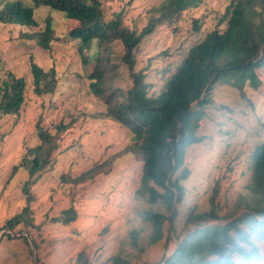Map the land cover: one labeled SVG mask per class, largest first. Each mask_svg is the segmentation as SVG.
<instances>
[{
  "label": "rangeland",
  "instance_id": "rangeland-1",
  "mask_svg": "<svg viewBox=\"0 0 264 264\" xmlns=\"http://www.w3.org/2000/svg\"><path fill=\"white\" fill-rule=\"evenodd\" d=\"M9 1L16 0H0V10ZM20 1L25 6L34 7L32 0ZM165 1L135 0L124 9L125 1H117L114 5H107V12L111 17L125 11L126 24L140 34L150 23L161 18V5ZM201 1L198 8L187 9L174 17L175 20H163L164 23L154 26L141 42L137 68L153 65L151 79L145 88L151 97L164 91L159 78L166 63L156 59L157 55L168 51L180 61L191 46L203 41L207 33L215 29L218 17L230 3V0ZM34 10L36 27L20 28L0 23V74L13 73L28 82L21 117L13 115L0 120V230L26 207L29 195L23 191L25 187L31 189L29 193L33 200L29 215L20 224L14 225L10 232H0V264H36V258L39 264H80V250L86 253L84 261L91 264H113L118 257L126 258L130 264H164L181 238L176 239L166 223L161 240L155 245L150 243L152 229L141 220L148 203L142 197L135 199L133 196L139 187L137 181L142 163L134 156H122L134 144L130 132L105 117L106 108L90 93L88 81L70 76L78 66L84 67L87 76L93 68L83 43L68 36V31L78 27L79 22L71 21L64 13L49 7H35ZM195 18L205 23L199 32L193 30ZM48 29L57 40L52 41L50 50L45 51L25 36L24 40L20 38L21 33L38 35ZM31 57L46 71L54 68L60 77L61 85L53 94L34 92ZM151 59L154 60L150 62ZM79 75L84 76L82 72ZM131 82L129 76L125 77L124 83L131 85ZM214 88L215 92L210 96L212 104L204 108L206 116L199 131V135L207 136L209 140L193 145L188 152L187 162L192 174L186 182L190 193L177 219L179 228L192 207L198 206V211L209 208L211 190L217 182L220 181L221 186L219 201L222 206L224 204L223 210L219 211L221 216L231 208L226 204L231 206L239 194L245 195L244 186L249 183L252 173H249L250 151L264 141V131L257 132L256 122L239 119V112H249L250 107L234 89L220 82ZM221 105L229 107L233 113L231 117L227 110H220ZM38 118L47 120L45 128L52 132L51 126L60 121L69 129L58 137L56 143L59 147L53 152L50 165L39 171V176L34 174L30 178L32 161L26 152L41 143ZM233 147L236 150L231 152ZM240 150L245 151V155L233 159ZM23 159L29 160L27 167H21L13 177L10 176L13 167L19 166ZM105 161L115 163L118 171L84 183L72 182L92 166ZM73 162L74 173L66 178V182L63 171ZM231 164L234 171L228 174L226 169ZM70 207L75 208L76 222L66 226L57 223V220H63V213ZM190 228L195 229L188 225L181 236ZM135 229H143L138 247L131 244ZM26 234L35 246L37 244L36 251L28 238H24Z\"/></svg>",
  "mask_w": 264,
  "mask_h": 264
},
{
  "label": "trees",
  "instance_id": "trees-1",
  "mask_svg": "<svg viewBox=\"0 0 264 264\" xmlns=\"http://www.w3.org/2000/svg\"><path fill=\"white\" fill-rule=\"evenodd\" d=\"M117 1H125L123 9L135 2L33 0V3L36 7H49L64 13L67 19L79 22L78 27L68 31V36L83 43L93 68L87 76L84 67L78 66L70 76L79 77V81L81 78L88 81L90 93L106 108L103 113L105 117L130 132L134 144L122 156H134L142 163L137 181L139 187L133 196L135 199L142 197L148 203L141 220L152 229L150 243L155 245L161 240L166 223L174 237L181 238L164 264H218L220 254L245 221L264 220V141L250 151L249 173H252L249 183L244 186L245 195L239 194L231 206L230 203L226 204L231 208L221 216L219 211L223 210L224 204L222 206L219 201V181L211 190L209 208L198 211V206L192 207L179 228L177 219L190 193L186 181L192 171L187 156L193 145L209 140L207 136L199 135V131L206 116L204 108L212 104L210 96L219 82L232 87L250 107L249 112H239V119L256 122L257 132L264 131V0H230L218 17L215 29L209 31L203 41L191 46L180 61L175 60L168 51L159 53L156 59L166 65L159 78L161 90L164 91L156 97H151L145 90L153 65L137 68L140 44L154 26L164 23L163 20H175L174 17L187 9L198 8L202 1L166 0L161 5V18L154 22L155 25L150 23L140 34L126 24L125 11L108 16L107 5H114ZM34 8L25 6L20 0L6 2L0 10V23L20 28L36 27L38 22ZM192 23L196 32L201 30L202 24L205 25L199 18L193 19ZM49 32L50 29L30 36L21 33L20 38L24 40L25 36L27 40H34L37 46L46 51L52 48V41L56 40L55 35ZM118 51L121 53L118 54ZM30 66L36 94H53L59 88L60 77L54 68L44 70L33 57L30 58ZM81 72L83 77L79 75ZM127 76L132 80L131 85L124 83ZM27 84L25 78L16 77L13 73L0 74V120L13 115L21 117ZM220 110H227L230 117L233 114L227 105H221ZM46 121H37L41 143L26 152L32 161L30 178L34 174L39 176V171L50 165L53 152L59 147L56 143L58 137L69 129L60 121L51 126L54 129L52 132L45 128L48 124ZM235 150L233 147L231 152ZM243 155L245 151L240 150L233 159H240ZM27 161L23 159L19 166L13 167L10 176L13 177L21 167H27ZM73 166L74 162L63 171L66 182V178L74 173ZM118 168L115 163L105 161L92 166L72 182L79 184L101 175L110 176ZM226 171L231 174L233 165H228ZM23 191L29 195L26 207L20 215L9 219L0 232L12 231L14 225L20 224L29 215L33 201L29 193L31 189L25 187ZM136 205L140 207L139 203ZM149 206L152 208L149 209ZM62 218L57 223L61 222L64 226L76 222L75 208L66 210ZM212 221L217 223L212 224ZM188 225H193L195 229L190 228L186 235L181 236ZM139 230L135 229L131 234L133 247L139 246L143 229ZM24 238L27 239L26 236ZM85 254L84 250H80L78 262L91 264L84 261ZM113 264L130 263L126 258L118 257Z\"/></svg>",
  "mask_w": 264,
  "mask_h": 264
},
{
  "label": "clouds",
  "instance_id": "clouds-1",
  "mask_svg": "<svg viewBox=\"0 0 264 264\" xmlns=\"http://www.w3.org/2000/svg\"><path fill=\"white\" fill-rule=\"evenodd\" d=\"M218 264H264V220L245 221L220 254Z\"/></svg>",
  "mask_w": 264,
  "mask_h": 264
},
{
  "label": "water",
  "instance_id": "water-1",
  "mask_svg": "<svg viewBox=\"0 0 264 264\" xmlns=\"http://www.w3.org/2000/svg\"><path fill=\"white\" fill-rule=\"evenodd\" d=\"M212 82H213V81H212ZM204 95H205V93L203 94V97H204ZM26 235H27V234H26ZM27 236H28V235H27ZM28 239H29V241H30V243H31L32 249H33L34 251H36V246H35L34 242L30 240L29 236H28ZM169 257H170V256H169ZM169 257H167V258L165 259V261H166ZM35 263H36V264H39V261H38L37 258H36Z\"/></svg>",
  "mask_w": 264,
  "mask_h": 264
}]
</instances>
